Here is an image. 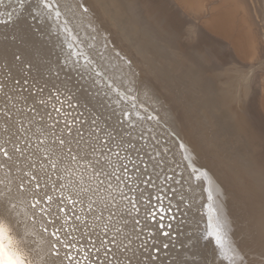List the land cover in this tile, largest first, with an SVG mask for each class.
Wrapping results in <instances>:
<instances>
[{
	"label": "bare ground",
	"instance_id": "obj_1",
	"mask_svg": "<svg viewBox=\"0 0 264 264\" xmlns=\"http://www.w3.org/2000/svg\"><path fill=\"white\" fill-rule=\"evenodd\" d=\"M46 2L49 8L39 0H0V145L8 154H0V196L15 205L9 208L23 233L10 228L13 247L29 264H61L51 256L59 242L44 236L46 221L31 207L53 196L74 210L65 215L81 218L75 237L107 242L93 249L89 264H177L181 255L191 264H264V0ZM27 67L30 82L46 85L43 94L17 90ZM51 87L83 110L80 128L67 132L61 112L73 109H63ZM157 153L165 161L158 167ZM204 172L206 182L197 179ZM209 191L235 259L227 245L200 239L208 231ZM159 192L172 193L176 223H167L178 236L159 237L169 247L156 245L154 254L153 245L145 247L142 201ZM0 218L7 223L3 208ZM108 248L111 259H105Z\"/></svg>",
	"mask_w": 264,
	"mask_h": 264
},
{
	"label": "snow or ice",
	"instance_id": "obj_2",
	"mask_svg": "<svg viewBox=\"0 0 264 264\" xmlns=\"http://www.w3.org/2000/svg\"><path fill=\"white\" fill-rule=\"evenodd\" d=\"M39 2L45 7L49 8V4L46 0H39ZM86 11V9H85ZM59 16V13H56ZM2 22V21H0ZM91 63V61H88ZM99 74V73H98ZM43 91V89H41ZM55 107V105H54ZM135 107V105H133ZM57 112H60L61 109L55 107ZM130 113H124V121L129 119ZM151 119V117H149ZM78 121H74L76 123ZM73 124H69V130H71ZM181 153L187 151L186 146L183 144L178 145ZM19 151V149H17ZM0 154H3L4 158H8L7 151L0 145ZM118 155V154H117ZM184 160L188 161L189 156L185 155L183 157ZM125 169L127 166L125 165ZM194 171H197L193 169ZM35 179V177H33ZM127 179H131V177H127ZM169 179H171L169 177ZM197 179H200L202 182H206L208 180L207 173H201L197 176ZM179 183V181H177ZM149 186H151L149 184ZM36 192L40 191V185L36 184L33 186ZM21 191L24 190L23 187L20 189ZM2 189H0V193H2ZM136 199L135 197L132 198L133 207L136 208ZM209 203V211L208 215V231L200 237V239H214L215 243L218 247H223L227 245L230 250L232 246L229 244L228 236H227V227L224 221L218 215L220 209L217 203H212L214 197L212 193L209 191L207 197ZM218 201V197L215 198ZM167 197L160 196V195H149L146 201H142V203L146 206V216L144 222V229L143 232H146L149 239L145 243V247L148 244L153 245L151 251L152 252H159L160 248H157L156 245H160L161 248L167 249L169 247L168 242H161L159 237H168L169 240L172 239V236L169 231L166 229H171L173 225L171 223H164L166 219L168 220H175V216L172 214V207H162L161 205L165 203ZM68 204H75L76 201L68 200ZM64 200L61 199L59 202L53 196H46L43 200H36L31 207L35 210V215L39 218L46 221V226L43 229L44 236H47L51 239H54L59 242L60 247H57L56 244H52L51 247L55 249V251L51 252L52 257L60 258L61 264H64V261L71 262V264H89L92 259H95V252H99L101 247L105 245L107 242L104 240H100V245H96V241L91 240L90 236L84 237L81 241L80 238L74 236L75 231H81L82 229L79 225L82 223L81 218L76 215H65L66 211H74L73 209L66 210L63 206ZM14 208L15 205L12 204L11 200L6 199L3 196H0V208H3L4 211L7 213V226L0 225V264H29V260L24 258V255L16 250L13 247V239L10 235V228L15 232L16 236L22 237L23 233L20 231V225L12 216V211L9 208ZM213 210L216 211L217 216L215 220L213 219ZM136 212L139 213L140 209L136 208ZM0 220L5 221L4 218H0ZM60 221L62 223L58 224L56 230L54 232H49V225L56 224ZM135 223L140 225V221L136 220ZM69 226L72 227V231H69ZM137 231H141V229L137 228ZM64 233L63 239L60 236V233ZM99 239V237H98ZM91 245V247H87ZM25 248L28 250L32 256H35L36 253L34 252V246L31 244H25ZM95 249V252L93 251ZM64 250V256L60 257V251ZM111 252L112 249H106V256L105 259H111ZM91 253V255H89ZM157 257L155 255L151 256V259L155 260ZM233 259H235V252L233 250Z\"/></svg>",
	"mask_w": 264,
	"mask_h": 264
},
{
	"label": "rangeland",
	"instance_id": "obj_3",
	"mask_svg": "<svg viewBox=\"0 0 264 264\" xmlns=\"http://www.w3.org/2000/svg\"><path fill=\"white\" fill-rule=\"evenodd\" d=\"M31 20L33 21V18H31ZM1 23V22H0ZM32 25H33V29L35 30V31H37L38 30V28L37 27H34V22H32ZM81 52H82V54L83 55H85L84 56V58H86L88 61H91V63H93L94 61L92 60V58H90V55H89V53H87V51H85L84 49L83 50H81ZM90 59V60H89ZM29 67H27V69L26 70H24L23 72H22V74L23 75H25L26 77H27V79H24L23 80V83L25 84L24 86H22V85H20V86H18V87H16L17 88V90H19L20 92H23L24 90L25 91H28V89H30L31 90V92L32 93H34V94H43V92H44V89H45V87H46V85L45 84H36V83H33V82H30V80H29V78H30V72H29V69H28ZM0 71H1V67H0ZM98 72L100 71V73L102 72V70H97ZM99 73V74H100ZM7 75H5L4 74V77L3 78H1V80L2 79H7ZM103 79H104V77H102ZM4 81V80H3ZM3 81H0V96H1V93H2V89H3V85H2V82ZM14 82H15V84L16 85H19L21 82H20V79H15L14 80ZM41 89H43V91H41ZM50 90H51V93L53 94V97H55L56 98V100L58 101V102H61V103H63V105H65L64 106V108L63 109H68V108H72L73 109V112H72V110H65L64 112H61V121L64 123V124H66V126L67 125H69V124H73V127L75 128L76 126L78 127V128H80V126L82 125V124H84V122H85V117L83 118V117H81V116H84L85 114L83 113V110H78V103L76 102V101H72L71 100V95H64L65 94V92L63 91V90H57V88H49ZM63 98V99H62ZM44 101H46V100H44ZM135 105V104H134ZM141 107V106H140ZM59 108V107H58ZM69 111V112H68ZM74 114V115H73ZM150 114H151V112H150ZM70 115V116H69ZM152 117H154V118H156V120H155V125H157V124H161L162 126H163V121H161V120H159L158 119V115L155 113V112H152ZM65 118L67 119V120H69V121H67V120H65ZM74 121H78V122H76V123H73ZM67 122V123H66ZM75 125V126H74ZM67 132H69L70 133V131H69V129H67ZM80 132L82 133V130H80ZM140 134H141V131H140ZM209 134V133H208ZM165 135V134H164ZM171 135L172 136H174V132L172 131V133H171ZM104 137V138H103ZM101 139H102V141L105 143L106 142V137L105 136H103ZM139 139L140 140H142V136L140 135V137H139ZM105 140V141H104ZM160 140L161 141H163V142H165V137H162V138H160ZM145 141H146V139H145ZM25 143V141L23 140L22 141V144H24ZM155 143H157V142H155ZM118 145H114L113 146V148L115 149V151H114V154L115 153H117L118 151H119V149L118 148H116ZM19 148V147H18ZM113 149V150H114ZM106 150L107 151H109V147L108 146H106ZM119 153V152H118ZM117 153V154H118ZM116 155V154H115ZM123 156H125V154L123 153ZM126 156L128 157V158H130L132 161H134V159L132 158V156L128 153V154H126ZM141 156V155H140ZM156 157V159H155V161L157 160V164H156V166L158 167L160 164H164V162L165 161H162L160 158L162 157L160 154H153L152 155V158H155ZM158 158V159H157ZM146 159V158H145ZM133 164H135V162H133ZM132 165V164H131ZM131 165H130V170H134L133 169V167L134 166H136V165H132V168H131ZM172 169H167V174H166V177H170L171 179L172 178H174V175H173V173H171V172H169V171H171ZM124 171L127 173L128 172V170H125V168H124ZM136 171H137V173L139 172V169L137 168L136 169ZM128 176H132V173H130ZM147 178H149V175H147ZM177 181H179L180 182V179L179 178H177L176 179V182ZM136 183H137V180H136ZM163 183H165V184H167V185H169V183L168 182H165V180H163ZM172 191H175V189H171ZM160 194H157V195H160V196H162L161 195V192H159ZM172 193H166V196L165 197H167V200L165 201L167 204H162L161 206L162 207H171V205H170V202H169V200H168V198H171L172 197V195H171ZM169 195V196H168ZM146 199V198H145ZM145 199H144V201H145ZM72 200V199H71ZM169 203V204H168ZM185 204H188V202H186ZM137 205V204H136ZM164 205V206H163ZM136 208H139L138 206H136ZM199 209V213H202L203 214V210L201 209V207H199L198 208ZM145 216H146V214H145ZM181 217V215L180 214H178V218H180ZM184 221V220H183ZM167 222H170V220H168L167 219V221L165 220L164 221V223H167ZM176 223V219H175V221L173 222V225ZM167 231H169L170 232V234H171V236H172V238H174V239H176V237L178 236L177 234V232H171V231H173L172 229H168ZM175 231H178V229L177 230H175ZM200 232H202L203 231V229H200L199 230ZM148 237V236H147ZM144 238V237H143ZM148 239H149V237H148ZM180 247V246H179ZM158 252H155L154 254H157ZM170 255L169 256H167V261L169 262L170 261ZM173 257V256H172ZM181 258V259H180ZM179 262L177 263V264H191L190 263V260H189V258H187V255H181L179 258ZM160 264H162V262H159Z\"/></svg>",
	"mask_w": 264,
	"mask_h": 264
},
{
	"label": "clouds",
	"instance_id": "obj_4",
	"mask_svg": "<svg viewBox=\"0 0 264 264\" xmlns=\"http://www.w3.org/2000/svg\"><path fill=\"white\" fill-rule=\"evenodd\" d=\"M0 225L7 226L6 222H5V221H3V220H0Z\"/></svg>",
	"mask_w": 264,
	"mask_h": 264
}]
</instances>
